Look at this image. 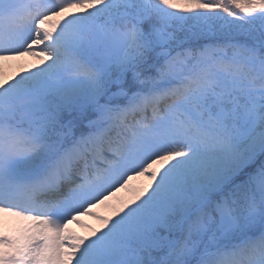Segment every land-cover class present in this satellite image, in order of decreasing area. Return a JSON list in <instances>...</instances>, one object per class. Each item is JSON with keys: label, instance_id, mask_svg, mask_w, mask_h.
<instances>
[{"label": "snow or ice", "instance_id": "snow-or-ice-1", "mask_svg": "<svg viewBox=\"0 0 264 264\" xmlns=\"http://www.w3.org/2000/svg\"><path fill=\"white\" fill-rule=\"evenodd\" d=\"M26 55L0 264H264V0H0V60Z\"/></svg>", "mask_w": 264, "mask_h": 264}, {"label": "rangeland", "instance_id": "rangeland-1", "mask_svg": "<svg viewBox=\"0 0 264 264\" xmlns=\"http://www.w3.org/2000/svg\"><path fill=\"white\" fill-rule=\"evenodd\" d=\"M0 63V81H3L5 79H11V77L14 76L16 73H22L26 68H30L32 65L38 64L39 62L36 59L26 55L23 57H15L7 60H0ZM132 183L135 185H146L148 183V180L146 179V177H138L133 180ZM126 196L127 193L123 189L116 193L117 198H122ZM111 202L112 201H110V203ZM95 211H99L107 216L112 214L111 209L108 205L97 204L95 207L92 208V212ZM83 218H88V216H80L79 220H82ZM14 223L15 218H13L10 227H12ZM69 227L79 236L89 235V232L85 233L83 228H80V230H76L74 224L70 225Z\"/></svg>", "mask_w": 264, "mask_h": 264}, {"label": "trees", "instance_id": "trees-1", "mask_svg": "<svg viewBox=\"0 0 264 264\" xmlns=\"http://www.w3.org/2000/svg\"><path fill=\"white\" fill-rule=\"evenodd\" d=\"M202 44H203L202 41H201V42H195V41L190 42V46H192V47H197V48H198V47H201ZM149 74H150V73H149ZM128 83H129V84L131 83V77H129V79H128ZM80 127H81V129H82V128L84 127V125H81ZM93 223H94L96 229L100 227V222H99L97 219H95L94 217H93Z\"/></svg>", "mask_w": 264, "mask_h": 264}, {"label": "bare ground", "instance_id": "bare-ground-1", "mask_svg": "<svg viewBox=\"0 0 264 264\" xmlns=\"http://www.w3.org/2000/svg\"><path fill=\"white\" fill-rule=\"evenodd\" d=\"M0 64H1V63H0ZM137 178H138V177H137ZM121 190H122V189H121ZM118 192H119V191H118ZM118 192H116V193H118ZM0 219H4V217L0 216ZM7 220H8V226H9V228H11L10 225H11V223H12V221H13V217H8ZM0 230H3L2 227H0Z\"/></svg>", "mask_w": 264, "mask_h": 264}]
</instances>
